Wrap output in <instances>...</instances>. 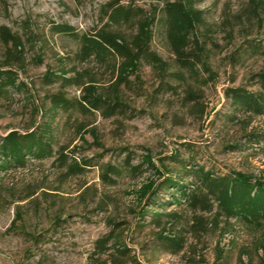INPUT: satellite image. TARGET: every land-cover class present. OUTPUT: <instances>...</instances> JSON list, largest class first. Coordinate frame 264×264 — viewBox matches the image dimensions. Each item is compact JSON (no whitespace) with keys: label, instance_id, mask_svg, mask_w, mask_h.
<instances>
[{"label":"rangeland","instance_id":"374dc122","mask_svg":"<svg viewBox=\"0 0 264 264\" xmlns=\"http://www.w3.org/2000/svg\"><path fill=\"white\" fill-rule=\"evenodd\" d=\"M109 1L0 0V25L22 43L24 63L12 69L26 85L24 92L9 88L0 94V137L47 120L54 130L56 151L53 157L28 159L23 167L0 171V264H98L95 242L105 235L112 238L109 251L100 257L107 264H264V252L257 244L262 231L235 221L192 229L193 213L184 203L166 206L177 217L167 223L163 218L161 227L149 214L140 218L143 205L134 191L158 178L147 165L137 175L123 171L112 186L101 179L105 164L123 167L129 152L133 165L149 157L154 167L164 171L166 166L183 184L191 179L183 175L174 155L183 161L192 158L216 173L239 171L264 179V142L253 140L264 134V116L236 112L224 95L227 87L259 90L254 75L264 72V4L195 0L204 18L198 35L207 44L215 74V80L199 91L200 112L185 104L182 83L166 77L164 82L173 86L169 89L171 85L166 86L158 71L144 61L137 75L114 93L111 86L118 72L113 62L93 58L77 62L78 42L71 35L53 32V26L61 24L78 34L94 30L101 24V6ZM121 1L149 13L160 10L166 0ZM114 28L125 37L132 33L128 25ZM150 48L172 66L161 27L155 28ZM4 51L0 42V63ZM72 69L82 74L83 87L93 85L102 99L115 101L117 95L121 105L115 115L105 117L101 110L78 107L51 110L48 94L63 90L72 101L83 95L82 87L62 88L60 79L45 80L47 73L74 76ZM34 108L45 117L35 114ZM59 152L66 156L65 165ZM74 159L80 165L88 163L82 174H70ZM172 193L173 189L161 188L157 202H168ZM162 229L184 237L183 251L177 255L161 251L156 236ZM118 245L128 248L126 255L115 253Z\"/></svg>","mask_w":264,"mask_h":264},{"label":"trees","instance_id":"16d2710c","mask_svg":"<svg viewBox=\"0 0 264 264\" xmlns=\"http://www.w3.org/2000/svg\"><path fill=\"white\" fill-rule=\"evenodd\" d=\"M250 2L256 7H262L264 4L263 1L258 3L256 0ZM251 9L255 13L256 8L251 7ZM100 12L101 24L92 31L78 34L67 24L55 25L52 28L54 33L71 35L78 42V50L74 55L77 62L83 63L92 58L99 62L112 61L114 70L118 72V78L111 87L113 92L117 93L121 84L126 83L131 75H137L139 64L144 61L158 71L166 86L171 85L167 81L164 82L166 77L182 83L185 104L203 112L198 100L199 91L215 80V74L209 64L207 44L198 35L199 25L203 23L204 18L203 12L196 8L195 0H166L160 10L154 8L149 13L141 8L125 5L121 0H111L101 6ZM124 25L132 29L129 37H125L114 28ZM157 27H161L164 33L172 55L174 70H171L172 66L150 48ZM0 42L5 48L3 61L0 63V94L7 92L9 88L24 92L26 85L17 80V74L12 69L14 66L22 67L24 63L21 40L7 27L0 25ZM262 49L264 53V47ZM38 61L41 59L38 58ZM72 71L75 72V69ZM204 74L207 78L203 77ZM254 76L259 83V90L256 92L240 86L227 87L224 90L230 106L236 112L249 117L264 116V72ZM54 78L60 79L62 88L82 87L83 95L72 101L63 90L48 94L51 110H69L78 107L88 112L101 110L105 117H111L117 112V106L121 105L116 94L115 101L104 100L101 95L96 94L93 85L83 87V76L80 72H75L74 76H66V73L45 75L48 83ZM168 88L172 89L173 86ZM33 110L35 114L41 113V116L45 117L41 110L37 108ZM229 119H233V116H229ZM53 132L51 123L42 120L39 125L34 124L24 132L13 130L0 137V171L10 167H23L28 159L42 160L53 157L56 154L53 148ZM253 140L264 142V134L254 137ZM59 155L61 165H65L66 156L62 152H59ZM172 158L177 160L183 175L188 176L191 183L183 184L182 179L174 176L166 166H163L164 171L154 167L149 157L144 158L141 164L133 165L130 152L124 160L123 167L105 164L101 179L112 186L122 177L123 171L128 175H137L142 171V165H147L146 169H153L158 178L150 179L134 191L136 198L143 205L141 212L138 213L140 218L149 214L151 221L157 227H161L163 218H166L167 223L177 217L175 212L168 211L166 206L184 203L193 213L192 229H203L209 224L217 227L221 221L226 224L235 221L249 230L263 232L257 244L264 252V179L239 171L216 173L206 169L204 165L196 164L192 158L188 161L176 159V155ZM86 166H88L87 162L80 165L74 159L73 164L69 166V172L74 175L82 174ZM159 179L162 180L158 183ZM161 188L173 189L174 193L171 194L172 197L168 202H157V193ZM111 240L110 235H105L95 242L96 250L93 254L98 255L96 258L98 264L108 263L106 260L101 261L100 257L109 251ZM156 242L163 253L170 255H177L185 248L183 236L165 234V229L156 236ZM114 251L123 256L128 252V248L118 245L114 247ZM110 264H120V262L113 261Z\"/></svg>","mask_w":264,"mask_h":264}]
</instances>
